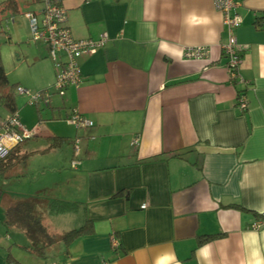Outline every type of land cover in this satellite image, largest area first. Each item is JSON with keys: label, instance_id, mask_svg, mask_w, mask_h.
I'll use <instances>...</instances> for the list:
<instances>
[{"label": "crops", "instance_id": "1", "mask_svg": "<svg viewBox=\"0 0 264 264\" xmlns=\"http://www.w3.org/2000/svg\"><path fill=\"white\" fill-rule=\"evenodd\" d=\"M238 1L243 22L235 34L247 49L239 67L244 82L236 84L223 54L224 16L213 0L64 2L75 38L106 33L108 41L80 58L79 87L52 93L48 106L34 104L50 108L51 117L23 124L35 131L25 141L35 148L23 150L49 158L53 168L51 182L37 189L49 194L34 197L42 216L51 200L79 204L53 213L70 222L58 235L86 219L94 232L55 245L45 259H20L14 248L29 242L19 244L0 217V264L8 249L23 264H264V224L251 227L264 215V20L256 23L264 0ZM23 4L24 14L41 9ZM191 47L207 53L188 58ZM46 63L41 91L56 76ZM73 110L94 125L54 132L50 126L68 122ZM55 137L67 140L53 144ZM0 190L4 209L21 200ZM208 235L217 237L200 242Z\"/></svg>", "mask_w": 264, "mask_h": 264}, {"label": "built area", "instance_id": "2", "mask_svg": "<svg viewBox=\"0 0 264 264\" xmlns=\"http://www.w3.org/2000/svg\"><path fill=\"white\" fill-rule=\"evenodd\" d=\"M66 0H42L39 11L28 10L25 17L29 23L30 42L40 43L46 46L48 57L52 60L56 76L53 84V93L62 95L69 86L79 87L83 82L79 60L84 55L95 53L108 41V35L102 34L98 40L77 39L73 36L71 29L66 25L67 15L64 2ZM215 7L223 13L224 27L227 32V41L223 44V54L227 59V70L231 83L244 82L239 74V67L243 60L246 45L238 42L235 31L242 24L243 19L237 9L240 6L238 0H213ZM207 53L205 47L187 48L184 55L188 58H201ZM17 93L27 94L30 104L43 102L49 105L52 93L49 90L31 94L23 87L16 89ZM238 106L242 110L248 107L247 97L239 93L237 97ZM67 121L77 127L93 126L94 122L87 119L77 110H73L67 117ZM35 131L25 127L17 114L8 118L0 119V159L6 157L12 147L20 142L31 138ZM138 139L135 138L134 142ZM78 152V149H77ZM78 154V153H76ZM80 161L74 159L72 167H76ZM147 205H142L146 208ZM264 224V215L257 219L252 228H259ZM114 247L118 243L112 237Z\"/></svg>", "mask_w": 264, "mask_h": 264}, {"label": "rangeland", "instance_id": "3", "mask_svg": "<svg viewBox=\"0 0 264 264\" xmlns=\"http://www.w3.org/2000/svg\"><path fill=\"white\" fill-rule=\"evenodd\" d=\"M26 8L27 6L25 7L23 1H21L22 12L15 15L13 17L14 20L11 17H5L0 14V45L2 60L11 82L20 81V84H28L32 87L44 86L47 81L45 74L49 68L46 60L51 62L52 60L44 57V46L42 44L30 42L31 34L28 29L29 23L24 16ZM33 8L36 9L38 7L33 6ZM53 84L54 82L48 87L51 93H53ZM24 86L32 92V94L46 89V87L38 89L40 87L30 88L27 85ZM17 106L16 114L18 115L20 122L22 124L32 122L33 125H29L30 127L39 123V117L43 120L41 123L47 121L51 117L50 108L42 106V104L38 107L31 105L27 94H17ZM38 109L41 110L40 115L37 112ZM0 113L5 114L6 111L0 108ZM7 116L8 115L5 117ZM60 121L61 122L50 127L53 128L54 132H61L66 135L67 130H70L72 126L64 120ZM30 141L31 140H28V143L25 142L24 145L29 144L32 148H35V144L32 145ZM38 155L39 154L35 152L30 156L26 168H22L21 166L12 168L9 171V174H11L9 178L5 179L3 176H0V188L3 189V194L20 199L32 198L38 193L41 197H46V194H49L44 191L38 192L37 189H40L42 188L40 186L51 182L49 178L53 168L52 165L48 163L50 161L49 158ZM20 170H22V172H20ZM4 210L3 205L0 203L1 218L4 216ZM64 219L63 216H56L51 212L43 214V220L48 225L50 231L55 235H58L60 228L70 224V222H65ZM11 230L16 234L18 242H21L19 244H26V242H29L22 231L15 228ZM14 251H16L15 254L18 256L17 258L25 259L28 257L31 259H37L21 247L14 248ZM41 260L43 262V259Z\"/></svg>", "mask_w": 264, "mask_h": 264}, {"label": "trees", "instance_id": "4", "mask_svg": "<svg viewBox=\"0 0 264 264\" xmlns=\"http://www.w3.org/2000/svg\"><path fill=\"white\" fill-rule=\"evenodd\" d=\"M21 1H27L30 4L41 3L42 0H0V14L5 17H14L22 12ZM264 20L262 13L256 20L260 25ZM18 83H13L9 80L5 70L0 45V108L8 113V118L17 113V91ZM41 110H38L40 113ZM53 144H61L67 138L55 137ZM26 140L12 147L9 154L0 159V176L8 177V172L17 165H22L24 168L28 166V159L31 152L23 150V145ZM0 190V198H1ZM79 207L78 203H71L60 200H51L48 203V209L51 213H65L76 211ZM237 207V206H235ZM3 224L7 228H16L22 231L28 238L29 244L22 246L23 249L39 258H47L49 251L57 244L63 243L68 246L75 239L92 234L94 232L93 222L86 219L85 222L78 228L66 231L61 235L53 234L48 225L44 222L41 206L38 200L34 197L21 199L5 209ZM217 236L208 235L202 241L213 239ZM6 264H23L14 255L7 250Z\"/></svg>", "mask_w": 264, "mask_h": 264}, {"label": "clouds", "instance_id": "5", "mask_svg": "<svg viewBox=\"0 0 264 264\" xmlns=\"http://www.w3.org/2000/svg\"><path fill=\"white\" fill-rule=\"evenodd\" d=\"M258 264H259V262H258Z\"/></svg>", "mask_w": 264, "mask_h": 264}]
</instances>
